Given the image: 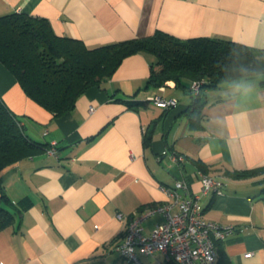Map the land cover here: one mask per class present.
<instances>
[{
	"label": "crops",
	"instance_id": "1",
	"mask_svg": "<svg viewBox=\"0 0 264 264\" xmlns=\"http://www.w3.org/2000/svg\"><path fill=\"white\" fill-rule=\"evenodd\" d=\"M22 11L48 18L58 34L89 47L163 30L264 49V0H0V16ZM153 61L145 52L127 56L102 87L89 88L58 117L0 62V96L33 139L56 149L0 173L21 209L0 230V264H133L118 249L130 217L170 201L162 185L185 179L200 192L198 170L225 183L221 193L202 197L204 218L235 227L217 242L219 264H264V172L228 174L264 166V85L254 78L207 88L195 116L191 91L148 86ZM156 95L177 104L163 108L151 100ZM122 99L142 104L130 108ZM167 151L186 159L173 162ZM164 219L161 212L148 215L144 232Z\"/></svg>",
	"mask_w": 264,
	"mask_h": 264
},
{
	"label": "trees",
	"instance_id": "2",
	"mask_svg": "<svg viewBox=\"0 0 264 264\" xmlns=\"http://www.w3.org/2000/svg\"><path fill=\"white\" fill-rule=\"evenodd\" d=\"M154 57L147 84L162 87L175 83L191 91V112L200 114L205 101L203 90L233 85L264 74V49L244 42L210 36L180 38L157 30L146 37H132L96 47L83 39L58 34L46 17L27 12L0 16V62L15 76L25 93L54 117L72 110L78 99L117 71L123 60L134 53ZM264 85V79H260ZM201 82L198 92L195 82ZM130 108L142 103L122 99ZM50 144L33 139L22 120L0 96V173L6 167L41 152ZM206 172V171H205ZM264 172V166L229 170L234 178ZM8 195L0 176V230L13 224L20 211Z\"/></svg>",
	"mask_w": 264,
	"mask_h": 264
},
{
	"label": "built area",
	"instance_id": "3",
	"mask_svg": "<svg viewBox=\"0 0 264 264\" xmlns=\"http://www.w3.org/2000/svg\"><path fill=\"white\" fill-rule=\"evenodd\" d=\"M200 87V81L193 84L195 92ZM151 100L163 108L177 104L176 98H164L160 95L151 97ZM54 144L48 153H55ZM167 153L176 163H182L186 159L182 153ZM198 175L201 181L200 192H191L185 179L177 180L173 186L162 185L161 188L170 201L130 217L118 249L133 264H146L141 261V256L154 257V262L150 264H219L217 242L233 234L235 227L205 219L201 199L211 191L221 193L225 183L202 170H198ZM154 212H161L165 219L146 234L143 220ZM117 216L120 219L125 217L123 213H118ZM252 254L249 251L245 256L250 257Z\"/></svg>",
	"mask_w": 264,
	"mask_h": 264
},
{
	"label": "rangeland",
	"instance_id": "4",
	"mask_svg": "<svg viewBox=\"0 0 264 264\" xmlns=\"http://www.w3.org/2000/svg\"><path fill=\"white\" fill-rule=\"evenodd\" d=\"M259 78H260V79H264V74L260 75ZM169 87H175V86H174V85H171V86H169ZM181 91H182V90H181Z\"/></svg>",
	"mask_w": 264,
	"mask_h": 264
},
{
	"label": "water",
	"instance_id": "5",
	"mask_svg": "<svg viewBox=\"0 0 264 264\" xmlns=\"http://www.w3.org/2000/svg\"><path fill=\"white\" fill-rule=\"evenodd\" d=\"M167 85L168 86H171V85H174L175 86V83H173V82H167Z\"/></svg>",
	"mask_w": 264,
	"mask_h": 264
}]
</instances>
